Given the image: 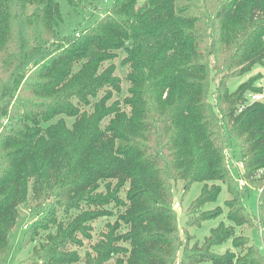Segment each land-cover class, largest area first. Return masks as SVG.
<instances>
[{
  "label": "trees",
  "instance_id": "obj_1",
  "mask_svg": "<svg viewBox=\"0 0 264 264\" xmlns=\"http://www.w3.org/2000/svg\"><path fill=\"white\" fill-rule=\"evenodd\" d=\"M61 1L87 11L84 0ZM64 21L58 0H0V264L30 202L43 214L27 225L20 249L33 247L17 264H264V98L247 97L264 85L226 84L264 67V0H115L87 27L61 33ZM234 145L239 180L226 160ZM178 182L184 196L202 185L192 225L222 215L202 208L223 184L232 225L183 242ZM113 217L82 258L92 223ZM244 224L260 228L262 249L232 238ZM228 240L238 254L215 256Z\"/></svg>",
  "mask_w": 264,
  "mask_h": 264
},
{
  "label": "rangeland",
  "instance_id": "obj_2",
  "mask_svg": "<svg viewBox=\"0 0 264 264\" xmlns=\"http://www.w3.org/2000/svg\"><path fill=\"white\" fill-rule=\"evenodd\" d=\"M115 0H84V4L87 6V11L85 13L77 15V13L70 10V8L61 0L58 2L61 5V11L64 18V26L61 27V33H67L71 29L77 27V25H81L82 27H87L91 23H93L97 18L105 14L111 4ZM218 5V4H217ZM94 8V9H93ZM123 58V53L118 52V57L112 61V64L115 66V75L121 80V93L119 95H115L114 99L122 100L127 96V88L128 83L125 80V76L128 72V68L121 65V60ZM108 63L103 65V68L106 67ZM242 83H248L250 85L253 84L254 88H261L264 85V67L260 65H254L251 70L243 75H237L231 78H228L226 81L227 87L231 93H233L237 87ZM248 102H261L264 96L261 93H248ZM260 97H262L260 99ZM68 123H70L68 121ZM2 123L0 122V129L2 127ZM232 151L235 152L236 159L234 161L231 160V153H227L226 160L228 162V166L231 169L232 176L236 179H240V175L242 174L241 166H239L238 162V148L234 145ZM234 163V164H233ZM236 166V167H235ZM239 166V167H238ZM183 184L178 182L174 189V199H173V209L177 216L178 222V230L180 239L185 242L186 237L189 238V246L191 247L194 243H198L199 245L203 243V240L209 236L210 230L220 223H224L225 226H231L232 224L226 220V212L227 208L225 207V201L229 200L231 197L229 196L226 188L223 184H220V194L217 199L212 202L206 204L202 211H212L217 207L222 209V215L217 217L214 220H208L202 222L201 224L192 225V218L187 216L189 205L192 201H194L201 190V184L194 183L191 185L190 189L184 196L182 191ZM254 188V185L249 186ZM257 189V188H256ZM252 190L250 192L249 199L247 200V207L250 212L254 215L257 214V203H258V193L257 191ZM122 198L124 193L121 194ZM39 204V203H38ZM35 203L30 202L28 207L20 209V219L16 227L13 229L12 238L10 243V251L8 257L6 259V264H17L20 261H26L31 254L32 245H28L25 249H20V244L22 241L23 234L27 228L29 222L41 216L43 213L42 210L38 212H34V210L40 209L41 204L38 208H36ZM115 218L108 219H98L92 223L93 231L91 233V240H84L83 247L77 248L80 256L83 258L87 252H90L92 245L101 239L102 235L106 232V225L109 223H113ZM238 236H242L244 240H246L245 247H260L263 248L262 241L260 239V228L252 227L250 224H244L242 226H235L234 233L232 238H236ZM231 240L223 243L222 245L216 246L212 249V252L215 256H222L226 252H233L234 254H238V250L234 249L231 246ZM75 249V248H73Z\"/></svg>",
  "mask_w": 264,
  "mask_h": 264
},
{
  "label": "water",
  "instance_id": "obj_3",
  "mask_svg": "<svg viewBox=\"0 0 264 264\" xmlns=\"http://www.w3.org/2000/svg\"><path fill=\"white\" fill-rule=\"evenodd\" d=\"M39 205H40V204H37V205H36V208H38V207H39Z\"/></svg>",
  "mask_w": 264,
  "mask_h": 264
},
{
  "label": "built area",
  "instance_id": "obj_4",
  "mask_svg": "<svg viewBox=\"0 0 264 264\" xmlns=\"http://www.w3.org/2000/svg\"><path fill=\"white\" fill-rule=\"evenodd\" d=\"M262 97H260V99H261Z\"/></svg>",
  "mask_w": 264,
  "mask_h": 264
}]
</instances>
